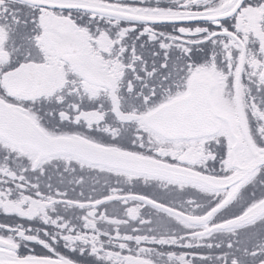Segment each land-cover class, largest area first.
Segmentation results:
<instances>
[{
  "label": "snow or ice",
  "instance_id": "snow-or-ice-1",
  "mask_svg": "<svg viewBox=\"0 0 264 264\" xmlns=\"http://www.w3.org/2000/svg\"><path fill=\"white\" fill-rule=\"evenodd\" d=\"M0 264H264V0H0Z\"/></svg>",
  "mask_w": 264,
  "mask_h": 264
}]
</instances>
